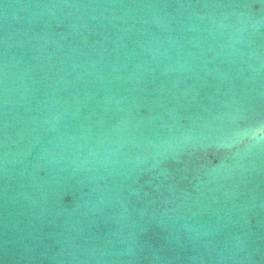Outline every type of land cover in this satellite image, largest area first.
Segmentation results:
<instances>
[{"label":"water","instance_id":"1","mask_svg":"<svg viewBox=\"0 0 264 264\" xmlns=\"http://www.w3.org/2000/svg\"><path fill=\"white\" fill-rule=\"evenodd\" d=\"M0 264H264V0H0Z\"/></svg>","mask_w":264,"mask_h":264}]
</instances>
